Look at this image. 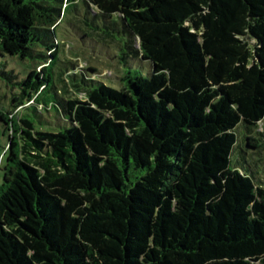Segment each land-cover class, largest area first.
I'll use <instances>...</instances> for the list:
<instances>
[{
	"label": "trees",
	"instance_id": "16d2710c",
	"mask_svg": "<svg viewBox=\"0 0 264 264\" xmlns=\"http://www.w3.org/2000/svg\"><path fill=\"white\" fill-rule=\"evenodd\" d=\"M81 3L118 87L55 82ZM0 54V264H264V0H0Z\"/></svg>",
	"mask_w": 264,
	"mask_h": 264
},
{
	"label": "rangeland",
	"instance_id": "374dc122",
	"mask_svg": "<svg viewBox=\"0 0 264 264\" xmlns=\"http://www.w3.org/2000/svg\"><path fill=\"white\" fill-rule=\"evenodd\" d=\"M87 9L83 3H81L78 6H72L67 14L66 17L62 20V23L58 26L56 30V36L61 42L60 45V53L58 56L57 64L54 68V71H56L55 74V82L60 84L59 76L60 74H64L66 72L67 68H73L72 65L67 64V62L72 64L75 62V60L80 57V67L86 68L89 66H94L98 69V71L101 73L98 75L100 78H103V80L115 87H118V77L120 76L117 74L116 66L117 63L115 60H112V58L108 55V53H102L98 52L97 54H93L91 51L86 50L87 47L81 45V40L78 38V18L84 17ZM120 38V37H119ZM66 44V46H65ZM70 52V53H69ZM16 60L18 64H23L27 67L32 68L36 62L32 60L22 61L17 57H11L9 55L3 56L0 54V70L4 71L5 69L7 71L17 70L18 67L16 66V63H11V60ZM66 62V63H64ZM11 64H14L11 66ZM141 64V61L137 63L138 66L137 69H140V71L144 72L146 76H148L149 73H147V70H143V68L139 67ZM42 67L39 68L41 70ZM67 74V73H66ZM69 78V77H68ZM66 77V79L68 80ZM71 78V77H70ZM69 78V79H70ZM55 95L54 92L50 93L48 95V101L53 99V96ZM12 96L13 91L11 86L8 84L7 80L0 74V110L1 111H9L12 109ZM34 104H28L27 106H33ZM54 109V113H55ZM27 114L26 110L21 111V115ZM50 119L52 121H55L56 123L60 124V121H57L55 119V116L50 115ZM10 142V134L5 129V126L3 122L0 120V185L3 182V167L7 159L6 151L8 148Z\"/></svg>",
	"mask_w": 264,
	"mask_h": 264
}]
</instances>
